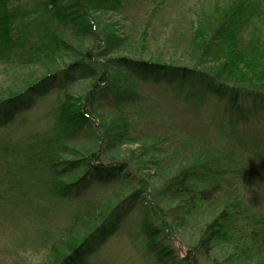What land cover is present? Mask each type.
Wrapping results in <instances>:
<instances>
[{"label":"trees","instance_id":"trees-1","mask_svg":"<svg viewBox=\"0 0 264 264\" xmlns=\"http://www.w3.org/2000/svg\"><path fill=\"white\" fill-rule=\"evenodd\" d=\"M130 1L0 0V61L16 69H36L22 83L0 88V129L12 127L35 105V99L55 91L47 114L48 127L24 140L0 144V155L7 162L4 177L13 183V188L5 193H16V198L32 208H58L60 214L66 199L71 194L77 196L91 181L108 184L122 178L135 185L134 191L128 195L122 191L113 201L98 199L77 204L68 211L71 216H64L58 226L39 220L40 233L44 232L48 242L51 240L44 264H88L87 257L116 232L130 204L137 200L146 208L141 242L144 253L155 252L157 261L219 264L211 258L212 249L215 243L228 241L236 245L241 255L255 258L254 264H264V208H258L261 202H248L243 192L234 190V179L230 178L242 180L244 172L239 168L231 177L227 170L229 157H212L206 150L208 142L195 156L174 166L163 169L161 162L157 163L159 173L154 177L159 178V184L150 188L153 194L149 192L146 197L148 184L136 180L126 163L115 161L120 155L118 145L125 143L134 131L135 110L146 111L142 109L146 107L142 87L150 80L167 84L170 97L177 105L188 104L192 113L211 96L224 101L218 119L226 123L225 134L236 138L237 146L249 155L250 162L264 172V36L256 23L260 13L257 0L219 3L224 6H220L222 12L214 3L217 17L200 18L193 47L197 60L211 59L212 68L205 70L165 65L136 52L138 46L129 48V39L106 25L100 14L119 12ZM87 38L90 41L85 45ZM139 42L143 50V43ZM126 49L133 54L120 53ZM75 85L79 89L74 90ZM248 99L252 100V107L246 113L243 103ZM247 123L250 126L243 129ZM82 127L93 138L95 151L62 160L59 156L64 151H75L68 143L75 142ZM108 154L114 159L109 157L108 165L101 166L100 158ZM144 155L141 151L139 156ZM132 164L138 172L146 170L139 162ZM77 170L81 172L75 173ZM217 196L222 208L217 215H205L207 221L194 233L187 257L178 258L174 248L158 247L160 240L171 242L182 221ZM164 201L175 204L160 207ZM243 210L251 214L240 219ZM149 215L157 225L149 222ZM247 218L258 229L244 236L248 242L239 247L238 236L243 233L242 225H248ZM45 225L50 226L47 232ZM53 227L58 228L57 233ZM108 255L100 257L102 264H107Z\"/></svg>","mask_w":264,"mask_h":264},{"label":"rangeland","instance_id":"rangeland-1","mask_svg":"<svg viewBox=\"0 0 264 264\" xmlns=\"http://www.w3.org/2000/svg\"><path fill=\"white\" fill-rule=\"evenodd\" d=\"M21 1L25 3L28 0ZM229 1L131 0L119 12L107 11L100 16L106 25L110 24L118 33L120 32L129 39V48L134 49L138 46L136 52L148 57L152 56L165 65L189 66L205 70L212 68V61L210 58L208 60L198 58L197 60L198 53L193 47L194 30L198 27L200 18L217 17L216 12L213 13L214 3L222 12L221 7L224 6L219 3L227 4ZM257 3L260 13L256 23L264 36V0H257ZM89 41V38L85 39V45H88ZM139 41L143 43V50L139 48ZM120 53L124 55L133 54L127 49ZM35 70L31 67L12 68L0 61V88L22 83ZM165 86L167 84L150 80L144 82L142 88L146 107L143 106L142 109H146V111L135 108L132 120L134 131H131L125 143L117 144L120 155L115 154L119 158L115 161L126 163L136 180H143L148 184V192L144 193L146 197L149 192L153 194L149 189L159 184L157 181L159 178L154 177L159 173V170L156 169L157 163L161 162L163 169L174 166L182 159L185 161L195 156L200 149H204L208 142L206 150H209L212 157L221 154L229 157L227 170L232 175L231 177L239 168L241 172H244L242 180L237 181L236 178H230L234 179V190L243 192L248 202L256 204L261 202L258 208H264V172L257 170L254 163L250 162L249 155L237 146L236 138L233 139L228 132L225 134L227 131L226 123L223 124L218 119V113L221 114L224 101L211 96V99L205 101L199 110L192 113L188 104L185 106L177 105ZM73 89H79V85H75ZM261 90L264 92V89ZM54 93L55 91L52 90L45 96L35 99V105L20 117V119L23 118V121L17 119L18 121L16 120L12 127L0 129V144L24 140V138L36 132H42L45 127H48L50 119L47 118V114L51 107L50 104L54 100ZM251 103V99L244 101L243 110L246 113L249 112L247 109L252 107ZM213 110L214 115H211ZM239 110L236 109L235 111ZM262 118L264 119V117ZM250 124L247 123L243 129L248 128ZM90 136L86 127H82L76 135L75 142L68 143V147L75 151H64L59 157L62 160H71L78 155L87 156L94 152V140ZM141 151L145 154L142 157L139 156ZM166 152L167 157L164 158L163 155H166ZM109 157L114 159L111 154L100 158L99 161L103 163L101 166L108 165ZM94 162L99 163L96 160ZM132 162H139L141 166L146 167L144 173L138 172ZM6 169L7 162L0 155V264H44L51 240L48 242L44 232L40 233L39 220L44 223L46 221L55 222L58 226V223H63L64 216H71L68 211L77 204H84L88 200H95L94 202H96L98 199H102L106 203L108 199L113 201L115 196L122 191H127L125 195H128L135 188L134 184H127L122 178L108 184L91 181L86 187H82L78 191L77 196L71 194L62 206L64 211H60L58 214V208L51 211L42 210L41 207H33V209L32 206L24 205L20 197L16 198L15 192L13 196L12 193L6 194V190L13 188V183L4 177ZM80 172L77 170L75 173ZM226 177L229 179L228 174ZM228 190L229 188H226V192ZM174 204L164 201L159 206L165 208ZM130 206L129 212L116 232L97 249L96 253L87 257L88 264L99 263L100 257L105 254H109L107 264H164L154 258L155 252H151L150 255L144 253L145 247L141 243L142 238L144 239L142 222L146 219L144 204L137 200L133 201ZM221 208L222 204L218 201L217 196L216 199L207 203L205 208L201 209L204 212L200 210L194 213L192 217L182 221L181 229L179 230L177 227L176 233L173 232L171 242L168 240L161 242L160 240L158 247L174 248L178 258L187 257L191 251V242L194 241V233H198V230L203 228L207 221L205 215H210V213L217 215ZM242 212L239 216L240 219L243 215L251 214V211L243 210ZM148 220L157 225L155 218L151 215H149ZM246 220H248L246 222L248 225H242L243 233L238 236L240 239L239 247L242 243L248 242L243 238L244 236H249L253 229H258V227L250 224L252 222L250 218ZM49 228L50 226L45 225L44 231L47 232ZM53 229L55 233L58 232L57 227H53ZM212 257L219 264H254L255 262V258L251 256V259L247 258V255H241L236 249V245H231L228 241L215 243L211 253Z\"/></svg>","mask_w":264,"mask_h":264}]
</instances>
